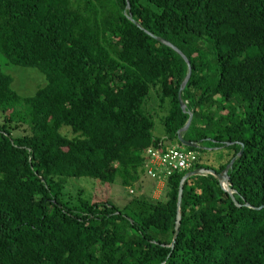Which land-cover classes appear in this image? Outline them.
<instances>
[{"label": "trees", "instance_id": "trees-1", "mask_svg": "<svg viewBox=\"0 0 264 264\" xmlns=\"http://www.w3.org/2000/svg\"><path fill=\"white\" fill-rule=\"evenodd\" d=\"M152 36L191 67V170L221 173L235 158L231 194L210 174L184 181L173 247L187 171L156 199L64 198L76 177L132 194L148 148L181 146L187 63ZM0 53L46 80L20 96L0 67V264H264V0H0ZM151 95L164 137L152 134ZM203 146L225 156L204 165Z\"/></svg>", "mask_w": 264, "mask_h": 264}, {"label": "rangeland", "instance_id": "rangeland-1", "mask_svg": "<svg viewBox=\"0 0 264 264\" xmlns=\"http://www.w3.org/2000/svg\"><path fill=\"white\" fill-rule=\"evenodd\" d=\"M0 67L4 73L11 76V88L20 96H31L39 87L46 83L44 75L37 69L8 64L1 53ZM157 103V99L151 95L147 101L146 108L148 113L152 115L154 122L152 134L154 136H160L164 132L163 118L165 116V111L160 108ZM60 131L68 137L73 135L68 127H62ZM203 148L206 150L200 153L199 156L204 165L214 167L220 161V157L223 159V156H225V149L217 150L213 147L204 146ZM64 194L66 200L74 203L78 202L79 199H108L118 206L124 205V203L134 195V193H129L128 190H125V188H122L121 186L115 184L109 186L106 183H101L99 180L88 177L69 178L65 185Z\"/></svg>", "mask_w": 264, "mask_h": 264}, {"label": "water", "instance_id": "water-1", "mask_svg": "<svg viewBox=\"0 0 264 264\" xmlns=\"http://www.w3.org/2000/svg\"><path fill=\"white\" fill-rule=\"evenodd\" d=\"M127 9H129V5L127 4ZM128 19L131 20L135 25H138L131 17V14H128ZM154 39H156L157 41H159L160 43L170 47L171 49H173L176 53H178L187 63V72L185 77L183 78L181 85L179 87L178 90V94H177V100L179 103V106L181 108L182 111L187 112L186 111V104L182 99V91L190 77V73H191V67L188 64V61L186 60L185 56L175 47L173 46L171 43H169L168 41L162 39L161 37H157V36H152ZM188 113V118L185 122V124L176 132L177 134V140L180 143V145L182 147H198V144L195 142H190L187 141L185 139H183V133L188 129L191 120H192V113L191 112H187ZM243 151V145L241 144L240 150L238 152V155H240ZM235 158L231 159V161L225 166V168L222 170L221 173H217L216 171L209 169V168H196L190 171H187L183 177L180 180L179 186H178V196H177V214H176V220H175V224H174V234H173V238H172V242L170 244L171 247H173V244L175 242L179 227H180V221H181V217H180V213H179V207H180V202H181V195H182V190H183V183L184 181L189 178L192 177L194 175L197 174H201V173H206V174H210L214 177H216L218 179V182L220 184V186L222 187L223 190H225L226 192L230 193V189L228 187V170L231 168L233 162H234ZM248 206V205H247ZM250 207V206H249ZM264 207V205L261 206V208Z\"/></svg>", "mask_w": 264, "mask_h": 264}, {"label": "built area", "instance_id": "built-area-1", "mask_svg": "<svg viewBox=\"0 0 264 264\" xmlns=\"http://www.w3.org/2000/svg\"><path fill=\"white\" fill-rule=\"evenodd\" d=\"M146 154L148 156L144 164L146 174L160 185H163L165 179L174 172L190 171L196 161V153L182 146L165 148L164 151L150 147Z\"/></svg>", "mask_w": 264, "mask_h": 264}, {"label": "crops", "instance_id": "crops-1", "mask_svg": "<svg viewBox=\"0 0 264 264\" xmlns=\"http://www.w3.org/2000/svg\"><path fill=\"white\" fill-rule=\"evenodd\" d=\"M157 137H164V133ZM162 187V185L158 184L144 173L140 176V179L137 183V188L134 190V194L150 196L154 199L159 197Z\"/></svg>", "mask_w": 264, "mask_h": 264}, {"label": "bare ground", "instance_id": "bare-ground-1", "mask_svg": "<svg viewBox=\"0 0 264 264\" xmlns=\"http://www.w3.org/2000/svg\"><path fill=\"white\" fill-rule=\"evenodd\" d=\"M202 174L204 175V174H206V173H201V174H197V175H202ZM194 176H196V175H194Z\"/></svg>", "mask_w": 264, "mask_h": 264}]
</instances>
